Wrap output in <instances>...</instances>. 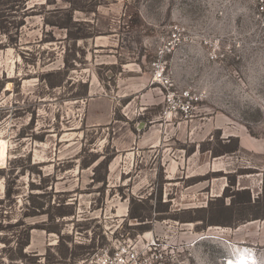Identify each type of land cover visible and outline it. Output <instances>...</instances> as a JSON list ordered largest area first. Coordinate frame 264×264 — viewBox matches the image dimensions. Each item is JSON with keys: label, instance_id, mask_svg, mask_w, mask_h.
<instances>
[{"label": "rangeland", "instance_id": "1", "mask_svg": "<svg viewBox=\"0 0 264 264\" xmlns=\"http://www.w3.org/2000/svg\"><path fill=\"white\" fill-rule=\"evenodd\" d=\"M0 152V199L7 177L34 228L26 256L0 233V264H264L259 0H0ZM38 185L47 211L75 203L68 253L25 216Z\"/></svg>", "mask_w": 264, "mask_h": 264}, {"label": "trees", "instance_id": "2", "mask_svg": "<svg viewBox=\"0 0 264 264\" xmlns=\"http://www.w3.org/2000/svg\"><path fill=\"white\" fill-rule=\"evenodd\" d=\"M151 113H154L155 115H157L158 113H160V108L156 107L152 109H146L145 116H149L151 115ZM143 119H146V118L143 117ZM233 140L234 139H231L227 143L228 146L229 144L232 143ZM237 150H238V146H236L234 149H231L230 151H225L224 153L235 152ZM100 158L101 157H95L94 160L91 162V164H95L99 161L97 166L94 168L95 175H94L93 180L94 182L101 183L103 184V186H105L107 184L106 177H103V178L98 177L97 172L101 168H104L105 170H107L109 162L106 161V158L100 161ZM14 163H18V161H15ZM91 164L87 165L86 168L89 167ZM15 167L16 166L14 165L13 168ZM6 169H3V170H6ZM5 178H6L5 197L0 199V233L3 232L6 234V236L9 237L8 240L4 241L6 245H10L11 243L16 242V244H18V247H19L18 250L20 251V253L23 256H26L24 255L23 252L30 246V241H31L30 233H31V230H33L34 228L30 226H26L24 221H22V219H17L15 222H13L14 221L13 220L14 211L12 209L18 205L17 199L23 194L20 189H17V190L13 189L12 184L14 181H11L10 179L7 180V177ZM45 189H46L45 186L38 185V187L33 188V190L43 191L42 193L32 192V193H29L28 195L23 196L27 200V204H29V205H25L24 207L25 210H27L28 212L25 214V216L30 217V216H36V215H47L49 218V221L52 224H55V227H44L43 226V227H38V228L41 230H45L48 233L57 234L59 236L58 247L61 245L64 246L68 253L70 248L68 247V245L64 243L65 237L61 235L62 231L59 228V223H56V222L61 221L66 218L75 217L76 216L75 203H71L72 201H69L71 197H68L66 199L59 200L58 203H55L52 207L53 212L47 211L44 209V205L36 201V199L42 198L43 196L47 194V190ZM58 194H62V193H58ZM63 194H66V193H63ZM7 207L8 208L12 207V208L10 210H6ZM131 218L138 219L140 222H144V221H141V219L135 215H132ZM141 226H144V227H141V230L148 228V224L141 225ZM75 247L76 249L91 248L83 244L75 245ZM63 255H66V254H63Z\"/></svg>", "mask_w": 264, "mask_h": 264}, {"label": "crops", "instance_id": "3", "mask_svg": "<svg viewBox=\"0 0 264 264\" xmlns=\"http://www.w3.org/2000/svg\"><path fill=\"white\" fill-rule=\"evenodd\" d=\"M89 119L92 122V124H106L104 123V117L106 116L105 113L108 112V110H100L98 112L97 105H89Z\"/></svg>", "mask_w": 264, "mask_h": 264}, {"label": "clouds", "instance_id": "4", "mask_svg": "<svg viewBox=\"0 0 264 264\" xmlns=\"http://www.w3.org/2000/svg\"><path fill=\"white\" fill-rule=\"evenodd\" d=\"M233 259L235 261H237V262L238 261L241 262V261H243L245 259L246 260V264H258L256 253H254L251 250L248 251V255L243 254L242 251L238 252L236 256H233Z\"/></svg>", "mask_w": 264, "mask_h": 264}, {"label": "built area", "instance_id": "5", "mask_svg": "<svg viewBox=\"0 0 264 264\" xmlns=\"http://www.w3.org/2000/svg\"><path fill=\"white\" fill-rule=\"evenodd\" d=\"M259 5L261 7V10L264 11V0H259ZM251 251H253V250H251ZM129 261L133 262L134 264H139L137 259H136V256L134 254L130 255L127 258H124L122 255H119L116 258V264H127V262H129Z\"/></svg>", "mask_w": 264, "mask_h": 264}, {"label": "bare ground", "instance_id": "6", "mask_svg": "<svg viewBox=\"0 0 264 264\" xmlns=\"http://www.w3.org/2000/svg\"><path fill=\"white\" fill-rule=\"evenodd\" d=\"M0 154H1V152H0ZM1 155H4V153H2ZM246 252H248L249 251V249L247 250H245ZM245 253V252H244ZM243 253V254H244ZM245 255H248V254H245ZM243 256V255H242ZM248 262V261H247ZM227 264H246V260L244 259L243 261H241V262H237V261H235V260H229L228 262H227Z\"/></svg>", "mask_w": 264, "mask_h": 264}]
</instances>
